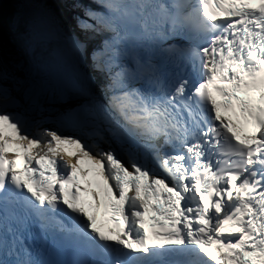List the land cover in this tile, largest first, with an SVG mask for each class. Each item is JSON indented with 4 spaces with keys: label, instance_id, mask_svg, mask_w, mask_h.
I'll return each mask as SVG.
<instances>
[{
    "label": "snow or ice",
    "instance_id": "snow-or-ice-1",
    "mask_svg": "<svg viewBox=\"0 0 264 264\" xmlns=\"http://www.w3.org/2000/svg\"><path fill=\"white\" fill-rule=\"evenodd\" d=\"M12 3L0 264H264V0Z\"/></svg>",
    "mask_w": 264,
    "mask_h": 264
},
{
    "label": "rangeland",
    "instance_id": "rangeland-1",
    "mask_svg": "<svg viewBox=\"0 0 264 264\" xmlns=\"http://www.w3.org/2000/svg\"><path fill=\"white\" fill-rule=\"evenodd\" d=\"M85 2H88V0H85ZM4 6L6 9H11L14 7V4L12 3V0H4ZM66 16L69 17V15Z\"/></svg>",
    "mask_w": 264,
    "mask_h": 264
},
{
    "label": "bare ground",
    "instance_id": "bare-ground-1",
    "mask_svg": "<svg viewBox=\"0 0 264 264\" xmlns=\"http://www.w3.org/2000/svg\"><path fill=\"white\" fill-rule=\"evenodd\" d=\"M65 15H69V17H71V13H70V12H67V11H66V12H65ZM69 19H70V18H69ZM12 47H13V48H15V47H16V45H15V44H13V45H12Z\"/></svg>",
    "mask_w": 264,
    "mask_h": 264
}]
</instances>
